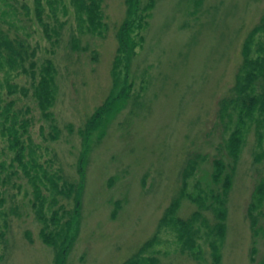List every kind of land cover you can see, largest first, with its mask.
<instances>
[{
    "label": "rangeland",
    "instance_id": "374dc122",
    "mask_svg": "<svg viewBox=\"0 0 264 264\" xmlns=\"http://www.w3.org/2000/svg\"><path fill=\"white\" fill-rule=\"evenodd\" d=\"M17 1L21 11L29 5L33 18V1ZM62 1L58 19L50 20L60 36L49 39L37 21L28 23L37 51L36 82L48 61L56 69L58 132L39 110L30 78L17 79L30 88L18 106L50 173L67 183L82 180L86 147L80 131L114 96L84 157L79 215L65 264H125L155 236L177 199L176 215L187 220L198 209L188 196L217 191L216 159L233 174L226 233L218 241L220 264H264V199L253 200L264 181V123L250 122L238 147L229 140L235 120L220 118L245 49L253 52L264 40L262 32L254 35L264 18V0H134L133 14L131 0H102L103 37L81 33L70 0ZM127 21L133 28L129 39L136 43L129 58L119 52L118 41ZM11 157L4 158L11 163ZM13 170L18 174L3 188L0 208V264H57V251L40 238L34 188L17 163ZM59 200L74 212L72 198L59 195ZM205 216L214 223L211 211ZM208 242L200 240L203 261L197 260L181 252L177 232L167 224L142 257L156 256L161 264H210Z\"/></svg>",
    "mask_w": 264,
    "mask_h": 264
},
{
    "label": "trees",
    "instance_id": "16d2710c",
    "mask_svg": "<svg viewBox=\"0 0 264 264\" xmlns=\"http://www.w3.org/2000/svg\"><path fill=\"white\" fill-rule=\"evenodd\" d=\"M32 1L34 17L30 18L31 8L28 4L22 5L24 11H21L17 0H0V73L3 75L0 81V208L4 205L5 189L3 188L9 184L12 175L18 174L16 170L9 172V168H14V163H17V167L24 172L34 188L36 202H33L32 207L36 219L43 226L40 238L43 243L57 251V264H65L66 256L72 248L73 232L79 215L84 180V167L82 166L84 157L90 148V138L104 124V117L109 112L108 106L112 104L110 100L114 96L109 97L107 104L96 110L85 124L84 130L80 131L84 135L86 147L80 166L82 180L78 183H67L57 173H50L40 163L41 155L38 145L34 143L30 134L29 119L26 118L25 111L18 106L21 93L29 96L27 93H30V88L21 86L17 79L25 75L30 78L32 96L39 110L44 118L53 124V131L58 132L53 113L57 95L56 69L53 63L48 61L36 82L35 56L37 51L29 42L28 23L37 21L49 39H52V36H60L56 28H51L50 20L51 18L58 19L59 6L63 5V1ZM134 3L135 1L131 0V14L134 13ZM70 4L81 33L104 36L107 26L102 10V0H70ZM63 8L64 14L67 15L66 7ZM132 30L130 22L127 21L118 32L119 52L126 58L130 57V52L136 47V43L129 39L132 38ZM256 32H262L261 37H264V18L256 27L254 35L258 34ZM220 118L235 120L236 127L229 140L238 147L244 142L245 128L250 122L262 120L264 123V40L261 38L256 43L255 51L245 49L243 63L237 72L235 84L229 96L221 101ZM1 144L5 146L2 148ZM9 154L12 155L11 163L4 158ZM232 154L234 163L237 153L232 152ZM195 161L197 164V160ZM212 182L216 185L217 191L210 189L211 193L204 198L195 199L188 196L198 204V209L187 220L176 215L180 201L177 199L168 209L155 236L145 244L141 252L135 254L125 264H161L156 256L142 257V251L157 242L160 229L167 224L177 232L181 252H188L197 260L203 261L200 240L204 239L208 242V236L213 237V240L208 242L212 258L210 264H220L218 241L225 237L227 202L233 183L232 172L220 159L214 161ZM261 191L263 194L258 197ZM45 192L48 193V197L45 196ZM182 193L185 195V188ZM59 195L73 199L74 212L60 205ZM263 199L264 181L253 194V200ZM47 202L48 208L46 207ZM207 211L213 213L214 223H210L205 216ZM256 225L257 223L254 226L255 234L258 233Z\"/></svg>",
    "mask_w": 264,
    "mask_h": 264
}]
</instances>
